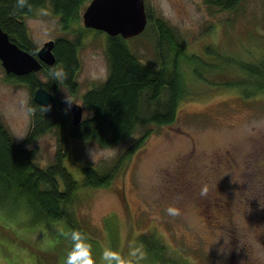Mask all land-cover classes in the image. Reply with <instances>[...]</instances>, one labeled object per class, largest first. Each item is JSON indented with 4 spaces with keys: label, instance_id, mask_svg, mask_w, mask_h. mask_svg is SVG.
Listing matches in <instances>:
<instances>
[{
    "label": "rangeland",
    "instance_id": "374dc122",
    "mask_svg": "<svg viewBox=\"0 0 264 264\" xmlns=\"http://www.w3.org/2000/svg\"><path fill=\"white\" fill-rule=\"evenodd\" d=\"M145 3L190 53L204 55L207 47H217L249 62L264 56V0H241L227 10L205 0ZM24 21L38 46L76 35L63 28L50 4ZM77 25L85 27L82 19ZM146 30L127 38L128 43L143 62L155 65L154 29ZM107 35L103 30L83 32L78 90L57 86L69 121L66 95L84 105L82 95L108 75ZM182 68L193 92L180 101L175 122L153 125L148 142L107 187L80 184L73 205L78 229L65 221L34 220L23 208L0 210V264H65L72 244L60 233L70 229L84 234L96 264H103L105 248L127 257L130 247L140 246L146 253L140 264H160L161 259L163 264H264V92L244 99L238 90L217 91L197 80L190 64L183 62ZM40 78L48 80L43 73ZM30 98L27 84L9 79L0 62V121L16 143L25 141L27 136H17L28 135L33 125L32 115L20 113L16 101L30 103ZM83 107V117L89 116L91 109ZM67 140L65 166L79 181L83 165L106 164L127 148L126 141L104 147L94 139ZM61 144L56 128L25 143L42 168L55 161ZM89 149L97 156L95 164ZM169 206L179 214L169 215ZM152 234L164 245L163 252L141 244L140 236Z\"/></svg>",
    "mask_w": 264,
    "mask_h": 264
},
{
    "label": "trees",
    "instance_id": "16d2710c",
    "mask_svg": "<svg viewBox=\"0 0 264 264\" xmlns=\"http://www.w3.org/2000/svg\"><path fill=\"white\" fill-rule=\"evenodd\" d=\"M90 0H28L31 10L17 7V0H0V25L9 32L11 39L33 54L39 49L31 38L24 21L26 15L50 4L59 14L63 28L76 32L74 38H55L56 64L45 66L28 74H7L11 80L24 82L32 98L40 85L56 94V81L49 75L50 69H61L66 73L62 85L75 93L79 84L76 79L80 68L78 50L82 35L92 28L73 26L79 24L82 12ZM209 5L223 9H234L241 0H205ZM148 23L144 30L152 27L155 33L157 64L143 62L134 53L128 39L120 34L107 35L106 55L109 63L107 77L82 95L84 105L91 109L89 116L77 123L69 121L68 108L57 100L55 106L43 113L39 103L30 98L35 109L33 125L24 142H14L0 121V210L23 208L34 220L65 221L76 225L74 201L80 184L85 186H108L128 165L132 155L148 142L153 125L172 124L177 117L180 101L192 94L185 78L183 62L190 64L197 80L213 89L238 90L240 97H252L264 92V56L250 61L222 52L217 47H207L205 54L188 52L166 21L154 16L146 7ZM78 26V25H77ZM99 31L98 29H95ZM101 31V30H100ZM99 31V32H100ZM147 31V30H146ZM48 76L42 81L40 74ZM207 83V84H206ZM58 129L62 144L56 150L55 161L46 167L38 165L35 150L25 143L46 130ZM139 132L136 137L135 133ZM94 139L104 147L127 142L126 147L111 162L100 166H82L83 179L79 181L65 166L68 140ZM133 138L132 141H129ZM62 181V182H61ZM148 251L163 252L158 238L152 235L139 237ZM163 259L159 262L163 264Z\"/></svg>",
    "mask_w": 264,
    "mask_h": 264
},
{
    "label": "water",
    "instance_id": "95a60500",
    "mask_svg": "<svg viewBox=\"0 0 264 264\" xmlns=\"http://www.w3.org/2000/svg\"><path fill=\"white\" fill-rule=\"evenodd\" d=\"M82 22L85 27L103 30L107 34H120L124 38H132L143 33L148 23V14L145 0H90L82 12ZM55 39L45 41L33 54L21 47L10 34L0 25V62L6 74H28L39 71L45 64L53 65L57 61L54 52ZM39 105L55 106V93L40 85L33 92V98ZM69 106L72 115V124L83 119V104L72 99Z\"/></svg>",
    "mask_w": 264,
    "mask_h": 264
},
{
    "label": "clouds",
    "instance_id": "9594fccd",
    "mask_svg": "<svg viewBox=\"0 0 264 264\" xmlns=\"http://www.w3.org/2000/svg\"><path fill=\"white\" fill-rule=\"evenodd\" d=\"M17 7L20 9L28 8L31 10V5L28 3V0H17ZM50 77L53 81H56L60 86L63 81L66 79V73L57 68L50 69ZM63 89V88H62ZM65 102L70 106L73 102L69 98L68 94L65 97ZM16 107L19 112L22 113L25 117H30L34 114L35 109L32 108L31 104L27 100H18L16 101ZM40 109L43 113H46L51 109V105L40 106ZM27 135L17 136L19 139H24ZM30 148V146H29ZM114 152V149H112ZM89 155L93 163L97 162V156L94 152V149H89ZM207 188L201 190V195H207ZM167 213L169 215H178L179 211L173 206L167 208ZM65 239L71 241L72 248L67 253L65 264H96L95 259L92 256L91 245L87 242L83 233L79 230L70 229L68 231L61 230L60 233ZM146 258V253L140 247H130L128 256H122L120 252L114 251L111 248H105L101 255V261L103 264H140V261Z\"/></svg>",
    "mask_w": 264,
    "mask_h": 264
},
{
    "label": "flooded vegetation",
    "instance_id": "af4514ba",
    "mask_svg": "<svg viewBox=\"0 0 264 264\" xmlns=\"http://www.w3.org/2000/svg\"><path fill=\"white\" fill-rule=\"evenodd\" d=\"M93 29V28H92ZM39 48H40V46H38ZM8 74V73H7ZM56 95V94H55ZM56 97H57V100L59 99V97L56 95ZM60 100V99H59ZM74 100V99H73ZM84 106V105H83Z\"/></svg>",
    "mask_w": 264,
    "mask_h": 264
}]
</instances>
